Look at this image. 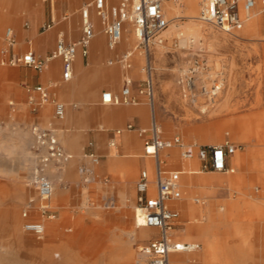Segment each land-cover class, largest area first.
Wrapping results in <instances>:
<instances>
[{"label": "crops", "instance_id": "crops-1", "mask_svg": "<svg viewBox=\"0 0 264 264\" xmlns=\"http://www.w3.org/2000/svg\"><path fill=\"white\" fill-rule=\"evenodd\" d=\"M93 1L0 0V49L5 47L4 34L9 29L14 41L12 54L21 57L32 50L41 58L51 55L59 40L67 44L79 40L81 9ZM109 4L114 2L109 0ZM91 21L95 37L88 56L77 55L68 81L62 80L60 59L52 60L42 73L27 66L0 64V140L4 152H13L18 158L29 156L31 174L36 155L29 128L37 125L52 130L72 156L62 169H45L55 199L54 206L49 207V214L55 215L49 220L50 242L42 249L45 256L50 255L49 264H129L139 237L150 233L149 241L156 236L149 229H139L132 217L139 173L151 168L137 133L147 128L152 118L146 97L138 93L144 80L142 59L139 54L134 57L135 45L131 69L124 70L118 60L130 50V28L125 25L124 33L128 34L124 42L109 49L93 11ZM253 22L258 38L231 40L221 54L226 69L218 107L249 109V121L243 123L261 128L253 132L240 121L234 126L230 121L219 125L222 130L229 128L232 137L240 140V149L227 159V167L234 172H200L199 162L181 161L176 149L165 153V169L183 172L181 189L185 190V198L182 191L181 200L174 204L180 215L174 236L182 242L200 244L197 253L202 251L197 262L185 264H264V13H258ZM156 53L160 60L163 54ZM127 78L137 104H102V94L118 96ZM157 78L152 92L155 120L160 117L155 101L167 102L163 94L169 81L167 74ZM37 86L47 88L51 98L64 105L62 119L54 116L50 104L35 112L30 110L28 98L37 100L38 95L28 88ZM86 153L93 154L98 164L93 165ZM80 168L88 175L87 184L82 183ZM84 195L86 200H82Z\"/></svg>", "mask_w": 264, "mask_h": 264}, {"label": "built area", "instance_id": "built-area-1", "mask_svg": "<svg viewBox=\"0 0 264 264\" xmlns=\"http://www.w3.org/2000/svg\"><path fill=\"white\" fill-rule=\"evenodd\" d=\"M94 0L87 3L81 9V37L74 43H65L59 40L53 53L45 58L36 56L32 50H28L19 57L12 54L14 41L11 30L4 34L5 47L0 51V64L2 66H27L37 73L44 72L50 62L60 59L62 62V80L68 81L72 77V65L80 54L86 58L89 47L95 37L94 26L91 21V12L99 20L103 35L109 49H115L121 42L124 27L130 24L135 33V51H139L145 58L142 68L145 79L138 93L144 95L151 107L152 118L147 128L137 130L143 139V156L151 162V168L140 171L135 186V207L140 211V219L134 215V222L138 228H146L156 231V236L148 243L137 248V257L134 264H170V256L175 254H194L200 251L201 246L194 242H182L175 238L174 228L179 222V212L174 204L181 200V176L182 171L165 169L164 152L176 149L178 158L183 162H199L200 172H229L233 168L227 167V159L234 155L239 149L237 145L229 140L222 144L197 145L185 144L179 136L165 138L161 128L157 124L153 111V73L151 62V50L158 45L164 44L162 33L168 28L169 20L166 17L164 3L169 0ZM176 1V0H175ZM183 1V0H177ZM198 20L216 30L225 33L240 30L245 23L258 13H264V0H197ZM132 50L123 53L118 63L124 70L131 69L130 58ZM196 70H192L195 72ZM192 84V83H190ZM218 86H214L213 90ZM33 91L38 99L28 98V104L32 112L48 104L52 105L54 116L57 119L64 117V105L51 98L47 88L37 86L28 88ZM205 90L203 89V92ZM101 103L105 105H132L137 101L131 96V80L125 79L124 87L118 96L111 92H105L101 96ZM127 129L133 130L132 126ZM33 142V151L36 155L34 165L30 174V185L34 188L38 199L42 202L38 214L52 220L55 215L49 214L48 205L54 188L52 181L45 174V169L53 167L62 169L72 159L59 143L56 135L50 129H43L37 125L29 128ZM119 133V132H117ZM93 165L98 164V159L91 153H86ZM193 173L195 171H189ZM82 183L89 182L88 175L83 168L78 170ZM31 204H27L22 212V229L38 240L45 235L44 225L33 219Z\"/></svg>", "mask_w": 264, "mask_h": 264}, {"label": "rangeland", "instance_id": "rangeland-1", "mask_svg": "<svg viewBox=\"0 0 264 264\" xmlns=\"http://www.w3.org/2000/svg\"><path fill=\"white\" fill-rule=\"evenodd\" d=\"M176 2L179 3L177 0ZM256 16L257 14L245 23L240 30L231 33H225L206 25L207 34L202 37L203 39L192 45L191 49L185 50L174 41L189 23L188 19L182 18L176 20L177 27L170 36L171 43L160 48L163 51L162 58L160 60L155 58L156 46L151 50V62L154 68L153 85L157 87V77L159 75L167 74L169 80L166 84L168 86L166 88L167 92L163 94V96H166L167 102L155 101L156 114L157 112L160 113V117L157 116L156 119L157 124L165 138L179 136L188 145H219L225 140L240 145V140L238 141L232 137V131L229 128L223 130L220 128L222 138L220 141L215 140L219 125L223 121H230L233 126L240 121L247 130L253 132L261 130L258 125L243 123L249 121L246 119L249 115L247 114L249 109L218 107V101L222 99V91L224 90L222 87V80L224 79L222 74L226 69L225 57L221 55L222 51L231 40L258 38L253 22ZM171 22L173 20H170ZM126 27L127 30L130 28L133 33L130 24H126ZM127 34V32L124 33L121 43L124 42ZM215 35H217V38H215ZM130 40L131 46L129 49L131 50L136 45V40H133L132 37ZM138 54L141 56V68H143L142 54L136 51L134 57L139 56ZM192 70L196 71L192 72ZM190 83H194L196 88L190 87ZM214 86H218L220 90L216 92V96H211ZM199 107H205V113H202ZM2 115L3 111L0 110V116ZM168 152H164L162 158H165V153ZM3 153L6 154L5 158ZM5 162L7 165H4ZM32 163L29 156L28 158H18L13 152L12 154L4 152L3 143L0 140V264H49L51 260L50 255L45 256L42 250L50 242L51 221L40 218L38 214L42 202L30 185L29 173ZM188 176L191 177V175ZM182 191L183 198H185L184 190ZM193 198H198V196H193ZM52 200H55L54 195L44 205L46 204L50 208L53 207ZM82 200H86V195L83 196ZM29 203L32 207L33 219L42 222L45 226V237L42 240L25 233L22 229L23 219L21 215ZM134 208L135 202L133 203V218ZM151 231L156 232L155 230ZM149 235L150 233H143L139 237L140 242L137 248L148 243ZM137 248L129 264H134ZM201 252L188 255L175 254L170 256L169 261L170 264H185L186 261L193 260L197 262V257Z\"/></svg>", "mask_w": 264, "mask_h": 264}, {"label": "bare ground", "instance_id": "bare-ground-1", "mask_svg": "<svg viewBox=\"0 0 264 264\" xmlns=\"http://www.w3.org/2000/svg\"><path fill=\"white\" fill-rule=\"evenodd\" d=\"M168 2V3H167ZM164 3V10L166 13V16L168 20H173V22L169 23L168 28L162 33V37L164 39V44L156 46V52L163 54L161 47L165 46V41L170 40V36L175 32L177 27V21L179 19L185 18L189 20V23L184 27L183 32L179 33V37L174 40L176 41V44L182 48V49H191L192 45L200 42L202 37L206 35V24L201 23L198 20V5L196 3V0H183L176 2L175 0H169ZM131 37L133 40L135 39V33L133 30V33L131 32ZM215 38H217V35H215ZM136 40V39H135ZM170 42V41H169ZM157 54V53H156ZM156 58V56H155ZM187 70V69H185ZM192 88H196V85L194 83L189 85ZM220 90L219 87L217 89L211 91V96H216V92ZM154 96H155V90H154ZM184 101V100H183ZM220 104V103H219ZM195 107V106H194ZM218 108V107H217ZM199 110L202 113H205L206 108L205 107H199ZM155 114V113H154ZM189 116V115H188ZM192 116V114H191ZM225 125V123H224ZM221 129H218V134L215 137L216 141H220L222 136ZM203 142L205 140H202ZM149 162V161H148ZM191 169V168H190ZM55 174V173H54ZM191 178V177H189ZM184 190V189H183ZM185 192V190H184ZM18 202V201H17ZM135 214L138 219H140V211L135 207ZM15 219V217H14Z\"/></svg>", "mask_w": 264, "mask_h": 264}]
</instances>
